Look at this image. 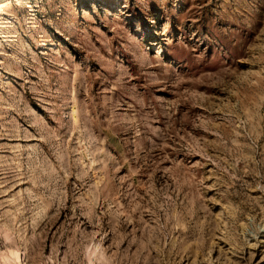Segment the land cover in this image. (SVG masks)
<instances>
[{"label":"rangeland","instance_id":"374dc122","mask_svg":"<svg viewBox=\"0 0 264 264\" xmlns=\"http://www.w3.org/2000/svg\"><path fill=\"white\" fill-rule=\"evenodd\" d=\"M0 264H264V0H0Z\"/></svg>","mask_w":264,"mask_h":264},{"label":"bare ground","instance_id":"6f19581e","mask_svg":"<svg viewBox=\"0 0 264 264\" xmlns=\"http://www.w3.org/2000/svg\"><path fill=\"white\" fill-rule=\"evenodd\" d=\"M17 252V251H16ZM15 252V253H16ZM19 252V251H18ZM14 256H16V257H18L19 258V260H20V258H21V256H20V254L19 253H17V254H14ZM23 260V259H22ZM20 263H21V260L19 261Z\"/></svg>","mask_w":264,"mask_h":264}]
</instances>
